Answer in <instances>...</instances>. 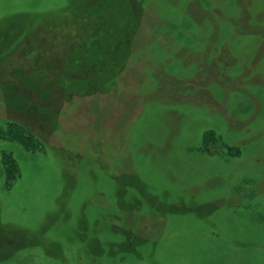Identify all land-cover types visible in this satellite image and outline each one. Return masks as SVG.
I'll return each instance as SVG.
<instances>
[{
  "label": "rangeland",
  "instance_id": "1",
  "mask_svg": "<svg viewBox=\"0 0 264 264\" xmlns=\"http://www.w3.org/2000/svg\"><path fill=\"white\" fill-rule=\"evenodd\" d=\"M8 122L0 264H264V0H0Z\"/></svg>",
  "mask_w": 264,
  "mask_h": 264
},
{
  "label": "trees",
  "instance_id": "2",
  "mask_svg": "<svg viewBox=\"0 0 264 264\" xmlns=\"http://www.w3.org/2000/svg\"><path fill=\"white\" fill-rule=\"evenodd\" d=\"M0 138L14 139L27 150L34 151L40 148V143L35 137L26 128L15 122H8L5 127H0ZM3 156L4 164L2 167L6 178L5 183L9 185L17 176L18 167L14 161V157L5 153Z\"/></svg>",
  "mask_w": 264,
  "mask_h": 264
},
{
  "label": "bare ground",
  "instance_id": "3",
  "mask_svg": "<svg viewBox=\"0 0 264 264\" xmlns=\"http://www.w3.org/2000/svg\"><path fill=\"white\" fill-rule=\"evenodd\" d=\"M206 96V95H205ZM206 102H209L208 98L206 99Z\"/></svg>",
  "mask_w": 264,
  "mask_h": 264
}]
</instances>
